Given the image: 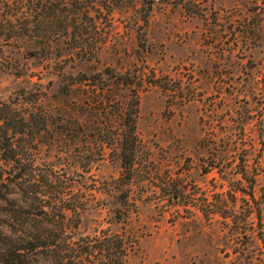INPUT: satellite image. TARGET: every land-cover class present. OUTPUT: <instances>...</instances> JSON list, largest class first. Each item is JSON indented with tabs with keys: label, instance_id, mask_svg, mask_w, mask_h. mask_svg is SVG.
Listing matches in <instances>:
<instances>
[{
	"label": "rangeland",
	"instance_id": "rangeland-1",
	"mask_svg": "<svg viewBox=\"0 0 264 264\" xmlns=\"http://www.w3.org/2000/svg\"><path fill=\"white\" fill-rule=\"evenodd\" d=\"M21 1L0 0V107L34 120L0 225L52 230L28 264H104L107 243L116 264L114 236L125 264H264V0H115L94 32L58 12L26 34Z\"/></svg>",
	"mask_w": 264,
	"mask_h": 264
},
{
	"label": "trees",
	"instance_id": "trees-1",
	"mask_svg": "<svg viewBox=\"0 0 264 264\" xmlns=\"http://www.w3.org/2000/svg\"><path fill=\"white\" fill-rule=\"evenodd\" d=\"M68 3L69 8L65 7L64 4H59L55 0H25L19 2L18 8L16 12H13L9 16V20H6V23L12 28L13 24H17L16 22H20L21 27L26 34L30 29L32 30L34 24L37 23L40 15H44L46 19L53 18L52 16H56L58 12L59 14H63L64 19H70V21L80 22L84 21L88 27L89 31H96L97 22L99 21L100 16L103 12H105L103 19L106 20V16L110 12V3H113L115 0H69ZM80 1V2H79ZM122 1V0H121ZM129 1V0H127ZM141 3L146 6V8L150 9L151 0H140ZM12 19V21H10ZM73 32L70 34V41L73 43L71 47L74 50H79V52H87L91 53L93 51H98L96 42L92 43V38L86 36V29L80 31L77 25L73 24ZM28 29V30H26ZM96 34V33H95ZM5 40L10 38H4ZM33 40V38L29 39ZM90 40V42H89ZM100 43V42H98ZM89 46L93 48L89 49ZM96 47V48H94ZM86 52V53H87ZM34 55V54H33ZM21 99L26 104H32L33 101L30 98H27V91L22 90ZM26 93V95H25ZM29 97V96H28ZM17 110L7 108L4 105L0 107V219L4 218L5 212H2V207L5 204V189L9 187L8 179H12L13 187L20 186V182L22 181V176L16 174L19 172L21 167H23V155L26 152V147L19 143L20 140L26 138L28 136V132L32 126L34 115L32 113H20L17 114ZM248 119V118H247ZM131 135H133V129L131 130ZM127 142V140H123L120 145H123ZM134 144V142L132 143ZM126 154L125 146L121 148L122 159L127 162V166L122 165V169L126 172L127 176L119 178L116 180V184L123 183L126 185L130 180L129 172L131 170L132 165V149ZM23 164V165H22ZM31 167H29V171H31ZM14 174V175H13ZM30 176H34L32 173H29ZM29 176V177H30ZM34 181V180H33ZM32 183V182H31ZM30 186L34 187L37 184H31ZM39 184V182H37ZM16 195V194H14ZM28 199V198H27ZM74 212V210L66 209L61 210L59 213V217L63 220L65 217V213ZM28 216L31 217H41V219H45L48 223L46 225L52 226L51 224L56 219L52 213V209L48 205H43L40 203L37 208V212L31 213ZM232 219L235 218L231 216ZM230 217V219H231ZM229 218V217H228ZM57 220V219H56ZM61 223V222H60ZM41 226L32 234L22 235V232H19V236L16 238H12L5 230L3 225H0V235L8 241L2 242L0 244V264H28L27 256L33 252H37L40 250H47L53 246L48 245L47 242V234L48 237H53L52 230H48ZM46 227V226H45ZM61 231H63V225H61ZM43 232V234L41 233ZM117 243V249L119 250L120 257L116 264H125V256L126 249L122 243V240L117 236L113 237ZM110 245L109 243L103 246L101 252L104 253V258H106V262L104 264H109L111 260L109 259L110 255ZM59 257V253L56 254Z\"/></svg>",
	"mask_w": 264,
	"mask_h": 264
}]
</instances>
